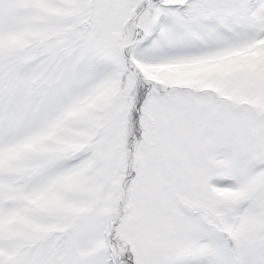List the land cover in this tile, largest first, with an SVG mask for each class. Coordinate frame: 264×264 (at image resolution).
I'll use <instances>...</instances> for the list:
<instances>
[{
  "label": "snow or ice",
  "instance_id": "obj_1",
  "mask_svg": "<svg viewBox=\"0 0 264 264\" xmlns=\"http://www.w3.org/2000/svg\"><path fill=\"white\" fill-rule=\"evenodd\" d=\"M0 264H264V0H0Z\"/></svg>",
  "mask_w": 264,
  "mask_h": 264
}]
</instances>
